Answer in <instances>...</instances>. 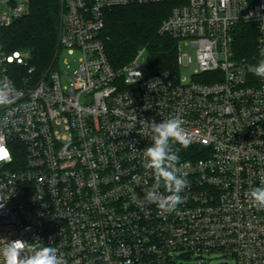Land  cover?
Instances as JSON below:
<instances>
[{
	"label": "built area",
	"instance_id": "1",
	"mask_svg": "<svg viewBox=\"0 0 264 264\" xmlns=\"http://www.w3.org/2000/svg\"><path fill=\"white\" fill-rule=\"evenodd\" d=\"M163 1L63 0L57 56L36 76L28 52L1 43L27 0H0V81L12 96L0 107V238L52 244L67 264H174L211 252L232 258L223 264H264V208L250 198L264 179V78L254 74L264 0H186L159 27L177 41V73L148 76L144 49L114 68L105 10ZM239 24L256 30L252 61L235 57ZM172 116L197 149L178 166L189 181L183 202L161 213L145 200L155 178L142 123ZM159 191L169 195L163 182Z\"/></svg>",
	"mask_w": 264,
	"mask_h": 264
},
{
	"label": "trees",
	"instance_id": "2",
	"mask_svg": "<svg viewBox=\"0 0 264 264\" xmlns=\"http://www.w3.org/2000/svg\"><path fill=\"white\" fill-rule=\"evenodd\" d=\"M186 0H164L160 3L112 7L104 12L101 31L105 51L114 68L128 64L144 49V68L148 76L160 72H178L177 41L159 32L172 8ZM29 12L2 29L1 43L5 53L14 50L29 53V66L40 76L55 61L63 0H27ZM234 53L239 60L257 57L256 30L252 24H239L234 37ZM180 159L192 158L196 147L177 144Z\"/></svg>",
	"mask_w": 264,
	"mask_h": 264
},
{
	"label": "clouds",
	"instance_id": "3",
	"mask_svg": "<svg viewBox=\"0 0 264 264\" xmlns=\"http://www.w3.org/2000/svg\"><path fill=\"white\" fill-rule=\"evenodd\" d=\"M264 57V49L261 50ZM257 77L264 78V59L259 60L254 68ZM12 102L11 87L7 78L0 81V107ZM7 123L6 119L0 121V126ZM183 120L179 116L163 118L157 122L143 120L144 137L150 139L149 146L143 149L144 167L154 173L155 185L146 195L148 203L157 205L161 213L175 211L183 202L181 192L189 185L186 175L179 174V149L176 145L188 147L190 137L185 133ZM161 182L169 195H163L159 189ZM250 198L254 206L264 208V179L260 185L253 188ZM4 200L0 199V209L4 207ZM0 247V264H67L65 256L60 249L52 244L44 245L37 239L36 244H31L23 239L7 240Z\"/></svg>",
	"mask_w": 264,
	"mask_h": 264
},
{
	"label": "rangeland",
	"instance_id": "4",
	"mask_svg": "<svg viewBox=\"0 0 264 264\" xmlns=\"http://www.w3.org/2000/svg\"><path fill=\"white\" fill-rule=\"evenodd\" d=\"M61 64V61H59ZM253 67V66H252ZM191 68H185L182 73L189 75ZM178 258L174 260V264H223L232 261V258L221 252L204 253L200 256L188 255L186 253L177 254Z\"/></svg>",
	"mask_w": 264,
	"mask_h": 264
}]
</instances>
